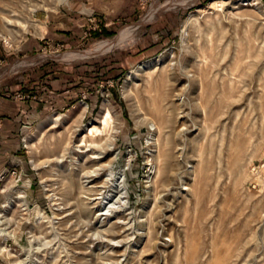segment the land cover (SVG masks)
<instances>
[{
  "label": "rangeland",
  "instance_id": "obj_1",
  "mask_svg": "<svg viewBox=\"0 0 264 264\" xmlns=\"http://www.w3.org/2000/svg\"><path fill=\"white\" fill-rule=\"evenodd\" d=\"M0 264H264V0H0Z\"/></svg>",
  "mask_w": 264,
  "mask_h": 264
},
{
  "label": "bare ground",
  "instance_id": "obj_2",
  "mask_svg": "<svg viewBox=\"0 0 264 264\" xmlns=\"http://www.w3.org/2000/svg\"><path fill=\"white\" fill-rule=\"evenodd\" d=\"M8 22H9V21H8ZM10 22H11V21H10ZM91 141L94 142L95 139H92ZM95 144H96V143H95ZM81 145L83 146V144H81ZM86 146H90V150H93V151L91 152L92 154H91V156H89V158L94 159V160L100 158V157H99V154L102 153V151L99 152V153L95 156V154H96V151H95V150H96V147H97L96 145H93V144H91V143L87 145L86 143H84V147H86ZM108 148H109V147H108ZM108 148H107V147H103V149H102L103 152H104V151H108Z\"/></svg>",
  "mask_w": 264,
  "mask_h": 264
},
{
  "label": "crops",
  "instance_id": "obj_3",
  "mask_svg": "<svg viewBox=\"0 0 264 264\" xmlns=\"http://www.w3.org/2000/svg\"><path fill=\"white\" fill-rule=\"evenodd\" d=\"M5 127H6V126H5V124H4V129H5Z\"/></svg>",
  "mask_w": 264,
  "mask_h": 264
}]
</instances>
